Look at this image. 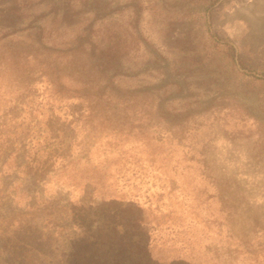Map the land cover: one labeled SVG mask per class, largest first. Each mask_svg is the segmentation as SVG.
I'll list each match as a JSON object with an SVG mask.
<instances>
[{
    "label": "rangeland",
    "instance_id": "1",
    "mask_svg": "<svg viewBox=\"0 0 264 264\" xmlns=\"http://www.w3.org/2000/svg\"><path fill=\"white\" fill-rule=\"evenodd\" d=\"M137 217L264 264V0H0V264H129Z\"/></svg>",
    "mask_w": 264,
    "mask_h": 264
},
{
    "label": "trees",
    "instance_id": "2",
    "mask_svg": "<svg viewBox=\"0 0 264 264\" xmlns=\"http://www.w3.org/2000/svg\"><path fill=\"white\" fill-rule=\"evenodd\" d=\"M135 209V208H134ZM140 214H138L139 216ZM136 230L142 232L145 236H129V245L123 246L119 244V247H128L134 253H127V256L121 259V262H127L129 264H197L196 260L199 259L197 251L193 248L191 243L176 241L175 244H168L166 239H160L161 243L157 244V239L151 235L155 231L153 226L149 227L142 223L138 217L134 218ZM157 231V230H156ZM136 237L143 239L144 244L135 242ZM154 242V243H153ZM153 243V244H152ZM157 246V249H156ZM122 252L124 250H121ZM124 257V256H122Z\"/></svg>",
    "mask_w": 264,
    "mask_h": 264
}]
</instances>
